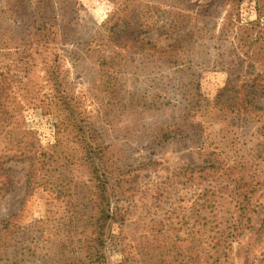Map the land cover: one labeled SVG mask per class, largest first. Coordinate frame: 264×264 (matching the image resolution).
Instances as JSON below:
<instances>
[{
    "label": "rangeland",
    "instance_id": "rangeland-1",
    "mask_svg": "<svg viewBox=\"0 0 264 264\" xmlns=\"http://www.w3.org/2000/svg\"><path fill=\"white\" fill-rule=\"evenodd\" d=\"M142 1L158 28L137 37L154 56L99 52L119 0H76L71 34L39 45L34 0H0V264H65L66 201L93 176L78 127L107 185L108 264H264L261 124L241 129L211 106L240 83L211 32L256 21V0ZM192 72L202 108L184 95Z\"/></svg>",
    "mask_w": 264,
    "mask_h": 264
},
{
    "label": "trees",
    "instance_id": "trees-1",
    "mask_svg": "<svg viewBox=\"0 0 264 264\" xmlns=\"http://www.w3.org/2000/svg\"><path fill=\"white\" fill-rule=\"evenodd\" d=\"M225 1L226 5L239 7L243 0ZM34 4V17H36L34 24L38 33L36 44H46L48 41L55 43L57 37H66L71 34L69 19L74 11L76 0H34ZM255 4L258 14L256 21L239 25L241 23L235 24V19L233 20L230 16L219 35L211 32L213 33L211 38L228 45L223 53H217L218 59L227 56L231 64L229 72L232 76H236L235 79L240 80L237 85H230L220 90L211 106L215 110L216 117L241 129L248 130L254 125L261 124L255 134L264 136V28L259 21L264 14V0H256ZM17 5L23 7L20 1ZM152 12L155 13V8L145 6L142 0H119L117 8L104 22V32L96 41L99 52L103 51L104 46L109 47L112 44L128 49L139 44L136 50L151 52L150 54L154 52L152 56L157 51H161L152 42H144L140 36L137 37V34L144 35L158 28L156 20L151 19L154 14ZM203 32L209 33L204 30ZM205 37L203 33H199L198 37L195 36V40L201 42ZM116 52L118 51H114L115 55ZM100 56L104 58V55ZM185 72L184 68L180 70L181 74ZM194 75L195 73L192 72V85L184 84V95L192 96V108L195 106L202 108V104L198 105L201 96L199 84L193 80ZM75 132L76 141L82 146L84 160L86 162L90 160L89 167L93 176L90 179L91 190L89 189L78 198L66 201L69 207L66 211L67 242L63 243L67 250L64 261L65 264H108L104 250L106 247L105 226L109 219L105 211L109 201L107 185L96 163L95 151L87 139V131L84 127H78ZM76 231L80 232L79 235Z\"/></svg>",
    "mask_w": 264,
    "mask_h": 264
}]
</instances>
